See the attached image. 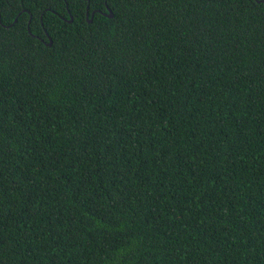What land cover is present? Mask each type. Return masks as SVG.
I'll return each instance as SVG.
<instances>
[{
  "label": "trees",
  "instance_id": "trees-1",
  "mask_svg": "<svg viewBox=\"0 0 264 264\" xmlns=\"http://www.w3.org/2000/svg\"><path fill=\"white\" fill-rule=\"evenodd\" d=\"M0 264H264V3L0 0Z\"/></svg>",
  "mask_w": 264,
  "mask_h": 264
},
{
  "label": "water",
  "instance_id": "water-1",
  "mask_svg": "<svg viewBox=\"0 0 264 264\" xmlns=\"http://www.w3.org/2000/svg\"><path fill=\"white\" fill-rule=\"evenodd\" d=\"M259 3H264V0H257ZM86 18H87V9H86V14H85ZM105 16H107L108 18H113V13L112 11L109 9V12L107 14H105ZM93 17V13H91L90 18L88 19V22L90 23ZM68 22H71V18H69Z\"/></svg>",
  "mask_w": 264,
  "mask_h": 264
}]
</instances>
